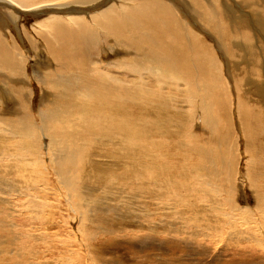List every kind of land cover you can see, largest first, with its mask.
<instances>
[{"label":"bare ground","instance_id":"bare-ground-1","mask_svg":"<svg viewBox=\"0 0 264 264\" xmlns=\"http://www.w3.org/2000/svg\"><path fill=\"white\" fill-rule=\"evenodd\" d=\"M227 5V0H0V83L7 92L0 86V92L4 91L2 100L0 96V205L7 202L12 210L7 195L31 197L41 184H61L65 190L61 194H67L79 218L81 244L92 237L86 232V223L94 214L102 218L103 212L108 214L102 218L108 226L105 230L120 240L113 230L121 226L120 217L125 213L121 206L126 205L135 220L122 226L121 232L139 226L140 220L137 211L130 210L134 196L118 191V184L137 188L145 183L146 172L155 168L159 172L148 186V227L154 229L157 209L185 220L179 225L167 223L163 232L171 239H150L148 245L154 249L160 244L165 252L171 245L183 243L187 258L196 250L207 256V264H240V260L246 264L251 256L258 257L250 254L255 247L264 256V145L259 140L264 135V111L255 109L263 107L257 105L262 101L245 103L244 98V93H250L248 85L264 91L254 67L257 60L264 59V49L252 33L249 38L258 53L251 69L242 67L246 63L241 64L238 56L246 54L237 46L224 49L223 66L220 61L218 65V56L203 46L208 33L203 23L192 27L187 23L188 16H194L193 8L202 13L223 12L224 17L232 18L236 13ZM251 6L264 8V0H252ZM27 13L36 18L31 28L38 39L22 31L39 63L33 78L40 93L38 105L33 104L35 90L27 74V52L5 24L6 16L17 20ZM257 25L264 31V11ZM241 29L237 23L231 30ZM211 37L219 40L214 34ZM236 39L231 45H236ZM105 54H113L115 59L107 60ZM231 63L232 77L224 72V66ZM180 87L189 89L191 97L183 103L191 110L172 109L175 90ZM176 114L183 120L182 137L187 135V122H192L190 135L203 134L209 144L203 151L195 141L182 144L189 151L201 152L203 162L190 176L183 159L184 182L177 185L172 168L154 159L166 155L157 149L164 145L152 144L155 139L171 141L169 128H175ZM236 130L246 149L244 157L237 154ZM144 154L150 159L144 160ZM84 178L102 184L97 190L105 196L95 199L94 188ZM245 183L253 188L255 204L261 203L258 216L252 217L248 204L243 209L234 201L236 190L239 192L236 184ZM204 186L211 196L202 198ZM222 191L227 194L226 205L230 204L226 212L217 196ZM59 207L64 208L61 199ZM6 210L0 208V248L6 264H58V257L43 259L41 253L27 248L28 230H15L21 223ZM173 233L183 236L172 237ZM225 245H233L228 259L219 254ZM262 261L264 257L257 262Z\"/></svg>","mask_w":264,"mask_h":264},{"label":"rangeland","instance_id":"rangeland-1","mask_svg":"<svg viewBox=\"0 0 264 264\" xmlns=\"http://www.w3.org/2000/svg\"><path fill=\"white\" fill-rule=\"evenodd\" d=\"M227 2H228L227 8L233 7L236 13L235 16H233L232 18L224 17L223 12L219 14L202 13V12H198L197 9L193 8L194 16H188V21L190 22L191 25L189 24V22L187 23L189 27L203 23L205 31L208 32L204 34L205 39L203 41V46L207 49L209 54L215 53L218 56L217 61H216L218 65L220 61L223 66L222 60L226 58V55L224 54V49L231 50L233 46H237L238 51L241 49H244L245 54H246V55L240 54L238 56L240 57V59H242V61H240L241 64L243 63V61H244L243 64L246 63L245 66L243 65L242 67H246L247 65V67H250L251 69L253 67L251 63L254 62V59L256 58L258 52L255 48V42L252 41L249 38V36H251V34L253 33L257 41H259L260 45L264 49V31H262L261 27L257 25L259 16L260 14H263L264 8H257V7L251 6L252 0H245V1L244 0H227ZM5 8L7 9V7ZM30 15L31 14H28V15L20 14L17 20H14V19L11 20L9 19V17L6 16L5 24L7 26V29H9L10 33L15 38V40L16 39H17L16 41L19 40L18 42L21 44L22 49L25 48L24 51L27 52L26 53V56L28 58L27 74L29 75V78L33 82L32 88H34L35 90L34 92L35 94H33V97H34L33 104L38 105V98H39L38 96L40 93L37 90V87H36V84L34 83L35 81L33 78H34L35 73L38 72L36 70V67L39 65V63H36V60L32 57V52L29 51V49L31 48V45L23 37L24 34L22 31L23 29L27 30L28 33L26 34H29V35L31 34L30 37L34 38L35 40L38 39L36 36V33L33 32L31 28L34 24L35 17L32 18L33 16L30 17ZM191 19H193L194 22H191ZM178 21L179 22L181 21L179 17H178ZM237 23H241L242 29L241 30H231L233 29L234 26H236ZM213 24L215 25L214 28H212ZM257 28L259 29V31L257 30ZM212 34L218 36L219 40H214L211 37ZM234 39H236V45H231V41ZM94 55L96 57L98 56L96 54ZM104 57L107 60L115 59L113 54H110V55L105 54ZM232 59L233 61L235 60L233 57ZM231 67H232V63L229 65L228 68L224 66V72L227 73L228 76L232 77ZM236 67H237V64L235 65L234 68H232V70L234 69V72L238 70ZM254 67L257 73H259L258 75L259 77L257 76L258 79L256 78V80L263 84L264 82H262V80L264 81V59H262L259 62L257 60V62L254 64ZM1 85L2 84L0 83V86ZM232 87L233 86H231L232 92H234ZM248 88H250V93H244L245 94L244 98L246 101L245 103L262 101L260 102V104L257 103V105L263 106V107H256L255 109L258 110L259 112L264 111V101H263V96H262V94H264V91L259 92L258 89H256L252 85H248ZM2 89L6 92V90L3 87ZM4 91L0 92L1 100L4 94ZM181 92L183 93L181 94ZM190 97H191V94L189 93V89L185 87L177 88L175 90V96H174V100L172 103V109L175 108L178 112L181 110L184 111V109L191 110L190 107L186 106L183 103L185 99H188ZM5 99L3 100L4 102L10 103L9 101H7V99L6 100ZM25 101L26 100H24V102ZM30 102L31 100H29V104ZM4 107H5V104H4ZM180 117L181 116L179 114H176L173 116V119L175 120L174 122L175 128L171 129V126L169 128L170 129L169 136L171 138V141L167 142L164 139H155L152 141L153 146L158 143H160L161 145H164V146H159L157 149L163 150L166 155L157 156L154 159L156 161L158 160L161 161L163 164H165V167L172 168L173 170L172 176H173L174 184L176 185L182 184L184 182V178L181 175L183 159H185V164L187 165V173L190 176L195 174V173H191V171H194V168L198 167L203 162L201 158L202 157L201 152L197 153V152L189 151L187 148L183 147L182 144L187 141H195L196 143L200 144L201 151L208 149L209 147V144L206 138L203 136V134H200L196 137H194V135H190V132L193 130L192 122L186 121L188 124V128L186 131L187 135L185 137L181 136V123L183 120H181ZM198 131L199 133H203V129H199ZM241 134L244 140V134L243 133ZM236 135H238L237 130H236ZM164 137L165 135L163 136V138ZM240 137L241 136L238 135L239 140L237 142V149H238L237 154L240 157H244L246 149H245V146L242 145ZM234 138L235 136L233 137V140ZM260 138H259V140H261V142L259 141L260 144L264 145V135L260 136ZM234 143L235 141L232 142L233 146L236 145ZM215 146L218 148L217 143H215ZM180 147H182V150H180ZM261 156H264V153ZM143 157H144V160L150 159L145 154L143 155ZM158 172L159 170L155 168H151L150 170H148L145 175V183L139 184L137 188L135 187V185H131V184H118V188H119L118 191H123L125 195L134 196V198H132V207L130 210H136L137 217L140 220L139 226L133 229H128L125 232H121L122 226L127 225L129 222L131 223L135 222V220L132 219V216H130L127 213L126 205H122L120 209H123L125 213L120 217L121 226L120 228L113 230V232H116L119 234L120 240H115L116 236L113 235L112 233L108 234V232L105 230V228H107L108 226L105 225V221L102 218L108 217V214L107 212H103L102 218L94 214L91 217V222L86 223V232L92 235V237L90 240H87L85 244H81L80 243V241H82L81 232H77L78 230L77 225H78L79 218L75 214L76 212H74L75 210L74 204L71 203L69 199L67 200L66 198L68 197L67 194L63 193L65 196L61 194L62 193L61 191L65 192L61 184H45L44 186H42L41 184L37 187L38 191L35 192L31 197L26 196L27 194L24 196H21L19 194H15V195L10 194L6 196V194L4 193V196L9 198L8 200L10 201V204L13 209L12 210L8 209L9 204L7 202H5L4 204H1L0 208L5 209V210L7 209L6 212H8V214L12 213L11 218L14 220V217H15V222L18 220V222L21 223V226L17 224V228L15 230L23 231V232H25V230L26 231L28 230L27 232L28 234H30V238L26 244V245L29 244L27 248L29 247L36 254L38 252L41 253L39 255L43 256V259L44 258L53 259L54 257H58V264H98V261L99 263L106 262V264H207V262H205L207 260L206 259L207 256L196 254L197 253L196 250L194 252L195 254L194 256L187 258L186 248L183 243H182V246L171 245L168 248L169 250L165 252L161 251L163 249V246L160 244L159 245L157 244V246L155 245L156 249L155 248L153 249L154 245L152 244L148 245V241L150 239H155L158 241H166V240L171 239L170 236H168L167 234L163 232L164 229L167 227V223L172 222V223L179 225L183 223V221L185 220V219L183 220L182 218H179L178 215L173 212H166L161 209H157L154 214L155 227L154 229H150L148 227V224H147L148 217L146 216V207L149 208L150 206V202L148 199V186H149V182L151 181V178L155 176ZM218 172H220V170ZM233 175H234V178H236L235 172L233 173ZM83 181L92 185V187L94 188V198L95 199L99 197V195H101L102 197L105 196L103 193H101L102 190H99V191L97 190V188L100 189V187H102V184H94V182L88 181L85 178L83 179ZM190 184H195V181L191 182ZM261 184L264 186V181L261 182ZM107 185L109 184H104V187ZM236 185L239 188V192L237 190L235 192V197H234L235 203L237 201L238 204L237 203L236 204L242 205L240 208H243V209H245L244 206L248 204L247 207L248 208L251 207L249 209L252 212V217L260 215L261 203L257 201L255 204L253 195H252L254 191L251 185L247 183H245L244 185L239 184V186L238 184ZM199 187H200V184L196 185V189H198ZM205 189L207 190L208 186H204L202 188L203 190L202 198L204 196L209 197L212 195V193L210 192L206 194ZM30 191L34 192L33 190H30ZM43 191L45 193H43ZM46 192L48 195L46 194ZM217 196H218V200L219 201L221 200V208H224L223 211L226 212L227 210L226 208L230 206V204L226 205L227 202L224 201V198L227 197V194L222 191L221 195L218 194ZM58 199L59 200L61 199V202H63V206H64L63 209H60ZM123 200L126 202V198H124ZM134 200L136 203H133ZM105 206L102 205V208H105ZM241 211L242 209H239L238 214L240 213V215H242L243 212ZM67 213L71 215L70 217L71 219L69 218ZM238 214H236L235 216L242 217ZM244 217H247V216H244ZM32 233L33 234L35 233V234L33 235ZM171 236L180 237L183 235H180V233H173ZM200 238L202 237L201 236L198 237V239ZM127 240L134 242V244H131V242H125ZM138 244H142L145 246H142V245L140 246ZM232 246L233 245H225V246H222V248L219 250L220 251L219 254L222 256L223 259H225V257L226 258L230 257L229 250L233 248ZM150 249H152L153 251L152 252L149 251ZM255 249H256L255 251L254 249H251L252 253L250 254H256L258 257L251 256L250 257L251 259H248V260H252V261H247L246 264H260V262H257V261L259 258H263L264 256L259 255V253H261L262 250H260L258 247L257 248L255 247ZM147 250L150 252V254H148ZM241 262L242 261L240 260V264ZM6 263L7 262L4 260V254L1 252V248H0V264H6ZM261 264H264V262L262 261Z\"/></svg>","mask_w":264,"mask_h":264}]
</instances>
